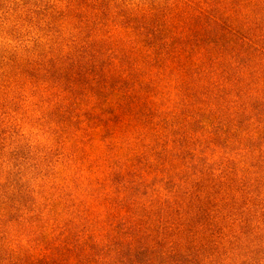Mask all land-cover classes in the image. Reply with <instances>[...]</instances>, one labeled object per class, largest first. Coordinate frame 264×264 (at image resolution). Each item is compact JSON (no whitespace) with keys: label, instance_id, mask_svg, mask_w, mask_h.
Returning a JSON list of instances; mask_svg holds the SVG:
<instances>
[{"label":"trees","instance_id":"16d2710c","mask_svg":"<svg viewBox=\"0 0 264 264\" xmlns=\"http://www.w3.org/2000/svg\"><path fill=\"white\" fill-rule=\"evenodd\" d=\"M64 20L0 66L57 150L40 186L0 184V264H264V0H77Z\"/></svg>","mask_w":264,"mask_h":264},{"label":"rangeland","instance_id":"374dc122","mask_svg":"<svg viewBox=\"0 0 264 264\" xmlns=\"http://www.w3.org/2000/svg\"><path fill=\"white\" fill-rule=\"evenodd\" d=\"M75 1L0 0V66L16 50L28 46L37 58L51 46V39L69 37L71 26L65 28L63 23ZM126 1L135 4L143 0ZM4 86L0 84V184L18 180L17 171L23 170L25 176L19 183L28 185L36 178L35 184L40 186L43 173L50 170L51 159L57 155L56 143L50 137V127L39 123L41 105Z\"/></svg>","mask_w":264,"mask_h":264}]
</instances>
